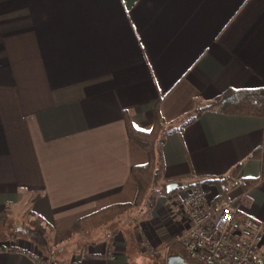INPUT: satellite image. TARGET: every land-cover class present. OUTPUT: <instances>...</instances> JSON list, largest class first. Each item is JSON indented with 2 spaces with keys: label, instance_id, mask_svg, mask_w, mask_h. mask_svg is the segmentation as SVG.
Returning <instances> with one entry per match:
<instances>
[{
  "label": "crops",
  "instance_id": "0c3cea01",
  "mask_svg": "<svg viewBox=\"0 0 264 264\" xmlns=\"http://www.w3.org/2000/svg\"><path fill=\"white\" fill-rule=\"evenodd\" d=\"M226 89H264V0H0V218L38 219L51 253L33 261L41 250L5 236L0 264H161L190 226L168 199L203 177L236 179L223 197L264 225L261 159L249 157L264 114L205 109L181 126ZM155 109L152 201L71 236L78 218L135 199L130 169L147 155L125 118L149 131Z\"/></svg>",
  "mask_w": 264,
  "mask_h": 264
},
{
  "label": "trees",
  "instance_id": "16d2710c",
  "mask_svg": "<svg viewBox=\"0 0 264 264\" xmlns=\"http://www.w3.org/2000/svg\"><path fill=\"white\" fill-rule=\"evenodd\" d=\"M205 109H216L223 112L241 113L246 115H262L264 114V89H226L214 100L204 103L200 107H196L194 115L184 119L181 126L189 122L196 116V114ZM125 128L128 138L143 149L147 155L146 163L134 165L130 169L131 175L137 184L135 199L131 203L107 205L78 218L73 223L71 236L74 234L95 231L102 228L107 223L114 221L119 216L130 212L133 208L136 210L141 209L143 205L150 204L153 199L152 197L155 194L154 192L158 191L155 189V184L159 177L157 154L159 137L165 130L158 110L155 109L154 122L149 131L135 129L127 117L125 118ZM249 157H257L261 159L260 176L264 177V146L252 151L249 154ZM197 183H207L208 185L214 186L217 192L215 196L218 198L225 196L228 188L236 185L238 182L236 179H228L226 177H203L199 179ZM165 187L166 185H162L160 190L166 191ZM6 217V214L1 216L0 224L5 223ZM7 235L10 239H14L20 235L27 238L36 248L41 250L39 254L40 256L43 254L46 257V255L49 256L51 254L47 227L42 225L38 219H28V221L22 225L9 231ZM168 254H179L186 260L183 254L179 252L178 246L169 247L166 255ZM186 261L192 263L189 260Z\"/></svg>",
  "mask_w": 264,
  "mask_h": 264
},
{
  "label": "built area",
  "instance_id": "2783aa9c",
  "mask_svg": "<svg viewBox=\"0 0 264 264\" xmlns=\"http://www.w3.org/2000/svg\"><path fill=\"white\" fill-rule=\"evenodd\" d=\"M209 188L207 183H195L168 199V204L175 205L190 222L185 235L176 241L188 260L194 264H264V225L250 217L238 220L236 203L225 197H211ZM11 249L9 245L7 250ZM30 257L41 263L39 253Z\"/></svg>",
  "mask_w": 264,
  "mask_h": 264
},
{
  "label": "rangeland",
  "instance_id": "374dc122",
  "mask_svg": "<svg viewBox=\"0 0 264 264\" xmlns=\"http://www.w3.org/2000/svg\"><path fill=\"white\" fill-rule=\"evenodd\" d=\"M156 183H157V182H156ZM157 185H158V183L156 184V186H157ZM207 185H208V184H207ZM175 190H177V189H175ZM209 192H210V196H211V197H212V196H213V197L215 196V193L213 194V192H211L210 189H209ZM24 207H25V205H24ZM24 207H23V210H24ZM131 211L134 212V211H136V209L133 208V210H131ZM137 211H138V210H137ZM7 218H8V217H6V221H5L4 224H0V239L3 238V237H5V236H7V237L9 238V236L7 235V233H8L9 231L13 230V229L16 227V224H19L18 222L16 223V218H14L15 222H14L13 220H9V219L7 220ZM171 246H178V247H179V252H180L181 254H183V256L186 258V260H188L187 255H186V252H185L184 248L182 247V245H180L179 242H173L172 244H170V245L167 247L166 251L162 253L163 255L160 256L161 260H160V262H158V263L165 264V257H166L167 251L169 250V247H171ZM144 247L147 248L148 245L145 244ZM35 248H36V247H35ZM147 249H148V248H147ZM44 252H45V251H44ZM158 258H159V256H155V259H158ZM156 261H157V260H156ZM153 264H154V263H153ZM156 264H157V262H156Z\"/></svg>",
  "mask_w": 264,
  "mask_h": 264
},
{
  "label": "water",
  "instance_id": "95a60500",
  "mask_svg": "<svg viewBox=\"0 0 264 264\" xmlns=\"http://www.w3.org/2000/svg\"><path fill=\"white\" fill-rule=\"evenodd\" d=\"M175 188V184L170 183L167 184L165 189L167 192L172 191ZM165 264H194L186 261L181 255L179 254H168L165 257Z\"/></svg>",
  "mask_w": 264,
  "mask_h": 264
}]
</instances>
